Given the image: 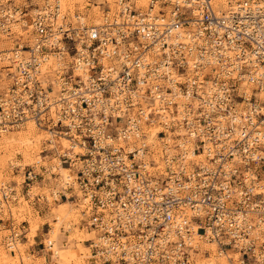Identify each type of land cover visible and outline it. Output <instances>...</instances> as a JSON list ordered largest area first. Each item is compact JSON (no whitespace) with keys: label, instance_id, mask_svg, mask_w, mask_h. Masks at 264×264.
Listing matches in <instances>:
<instances>
[{"label":"built area","instance_id":"2783aa9c","mask_svg":"<svg viewBox=\"0 0 264 264\" xmlns=\"http://www.w3.org/2000/svg\"><path fill=\"white\" fill-rule=\"evenodd\" d=\"M148 1L155 13L119 0L115 15L91 28L78 16L68 21L57 1L43 0L29 13L8 6L26 17L33 41L0 52L8 81L0 131L30 120L53 138L66 137L71 151L81 149L72 156L54 149L71 180L51 196L65 199L66 191L86 201L81 213L95 233L89 247L97 259L188 264L193 224L202 239L237 251V264H264V193L257 191L264 100H246L237 89L255 67L261 75L248 83L264 92V0H238L226 16L215 14L214 0ZM0 14L3 34L10 13ZM48 56L63 60L54 80L39 72ZM155 125L162 140L183 131L191 155L201 152L206 163L176 145L163 154L161 172L154 169L144 132ZM10 192L1 191L4 203ZM18 237L11 232L9 240Z\"/></svg>","mask_w":264,"mask_h":264},{"label":"rangeland","instance_id":"374dc122","mask_svg":"<svg viewBox=\"0 0 264 264\" xmlns=\"http://www.w3.org/2000/svg\"><path fill=\"white\" fill-rule=\"evenodd\" d=\"M42 1L43 0H0V9L3 8V6H10L17 8L18 11L24 10L26 13H29V11L33 8L40 5ZM58 1L65 5L63 6L65 7L63 8V11L67 16L68 21H71L72 23L74 22V16L81 15L84 17V21L88 25L92 26L94 25V22L92 18H90V14L93 10L96 11V17L100 21L102 16L107 14L109 11V8L105 5H100L98 6L99 8H94L96 6L95 0ZM117 1L118 0H115V3ZM133 2L137 8L143 9L147 6L141 7L136 1ZM8 29L9 30L5 33H0V52L9 51L16 49L20 45L25 46L32 43V31L26 17H21L20 21L8 25ZM3 65L4 64L0 63V96L4 94L8 84L4 72H2L1 69ZM28 129L32 134V144L27 149L24 147L19 150L15 144L6 142V140L11 137L19 138L23 136ZM46 130L47 129L44 127L35 128L33 126H28V128L24 130H21L20 128H13L10 129V132L0 135V193L1 191H11L7 202L4 203L3 200L0 199V264H27L29 260L32 261L33 264H43L42 259L35 260L33 257L25 256L23 251L25 246L21 245L23 228H26V226L29 225V236L27 233L26 238L31 242V238L36 234L35 232L40 226L39 219L36 215V212H39L37 211L39 206L42 208L41 212L46 215V220L50 219L51 222L49 221V228L47 230L45 229L46 231L44 232H46V234L40 239L41 241L37 237V242H40L41 244L36 248L40 250L41 256L49 257V264H108L99 258H95L93 250L89 247L90 244L93 243V239H95V233L84 226L83 218L85 217L82 215V211L77 208L82 205V201L78 199V202H74L75 206L70 204L69 202L73 201L69 200H63L55 204L52 202L49 194L50 187H53V185L60 186L62 184V179L60 178L67 175L69 171L68 168L64 167V175L61 173L59 174L56 168V166H59V163L57 162V159H55L54 149L58 154L62 152L70 156H72L73 151L65 150L63 146L65 144H63V140H61L63 139L62 136H58L59 138H53L51 137L52 135H50V132ZM51 140L56 141L52 142ZM16 149L19 150L20 153H17ZM81 152L82 151H79L77 153ZM27 172H31V179H26ZM263 181L264 178L260 179L259 182ZM46 197L49 199L47 204L51 202V205H55L54 208H57L62 203L67 202L66 204L69 206V210L66 207V212L69 211V215L66 217H63V215L59 216L57 215V211L56 215L52 214L49 204L47 209L45 207L47 204H45L43 199ZM38 203L42 205H34ZM80 208L82 209V206ZM58 217L59 221H57ZM80 219H82V221L78 225ZM12 229L13 232L19 235L18 241H13L14 245L10 242L8 243L9 235ZM71 238L76 239V242L71 240L69 242V247H61L64 242L69 241ZM83 239H85V241L81 242L80 246H75L78 244L77 241L80 242ZM89 239L92 241H89ZM45 240L54 241L57 250H59V252L65 251L64 254L61 253L62 255L56 254V256H54L51 250L43 248ZM193 242H195V239H193ZM208 247L210 246H207L206 243L200 247V250H198V252L193 256L192 264H205L204 259L210 254V248ZM232 251L233 253H237L235 250ZM213 256L216 258V260H214L215 264L236 263V259H233L231 255V263H227L222 255L217 257V254L214 253ZM54 257H56L55 260Z\"/></svg>","mask_w":264,"mask_h":264},{"label":"bare ground","instance_id":"6f19581e","mask_svg":"<svg viewBox=\"0 0 264 264\" xmlns=\"http://www.w3.org/2000/svg\"><path fill=\"white\" fill-rule=\"evenodd\" d=\"M48 2H53V1H50V0H47ZM55 1H57L58 3H60V5L62 6V8H65V7H63V6H65L63 3H61L60 1H58V0H55ZM63 1V0H62ZM129 3H132V5H133V7H134V9L139 13V14H143V12H147V13H151V14H153V13H155V11H156V7H154L153 9L152 8H149V6H148V0H133V1H136L137 2V4L139 5V6H141V7H143V6H146V7H144L143 9H141V8H137L136 7V5H135V3L133 2V1H131V0H127ZM236 1H238V0H214L213 2H212V8L214 9V10H216L215 11V14L216 15H218V16H226L225 14H226V12L227 11H229L234 5H235V2ZM95 4H96V6L94 7V8H99L98 6H100V5H105V6H107L108 8H109V11L108 10H106V11H108V13L107 14H105V15H103V17L105 16V17H109L110 15H115V13L118 11V3H120L119 2V0L115 3V0H95ZM128 4V3H127ZM114 5V6H113ZM107 9V8H106ZM145 9V10H144ZM0 12L3 14L4 12H6L7 14H9V18L11 19H9L8 20V23L5 25V28L6 27H8V25H10L11 23H15V22H18V21H20V19L17 17V14H15V15H11V10L10 9H8L7 7L4 9H0ZM224 13V14H223ZM1 15V14H0ZM92 15V16H91ZM102 17V18H103ZM90 18H92V20H93V22H94V25H92V26H90V25H88L85 21H84V17H82L81 15H78V18H77V20H79V22L81 23V24H83L84 22V24L88 27V28H91V27H99L100 25H102V22H103V20H102V18H101V21L96 17V11L95 10H93V12H91V14H90ZM74 20V19H73ZM31 29V28H30ZM9 29L7 28V31H8ZM32 36H33V34H32ZM29 43V42H28ZM29 44H31V43H29ZM12 50H14V49H12ZM60 59V57L59 56H57L56 57V60H54L51 56H48V57H44L43 58V62H41L40 60V62L38 63V67H39V72H41L42 74H46V76L47 77H49L51 80H54L55 79V77H57V73L59 72V70H61L62 69V64H63V60H65L64 62L65 63H71V61H72V58L70 57V56H68V55H65V59H63L62 61H58ZM61 60V59H60ZM102 64H104V65H106V62H102ZM236 67H237V65H236ZM251 67V66H250ZM252 68V69H251ZM251 68H249V70H248V73H246V74H244L243 75V78H242V80H241V82L240 83H238V92H241L242 94H243V97H244V99H246V100H248L249 98H251V97H254L255 99H256V101L258 100V101H263L264 100V92L263 91H258V90H254V87L255 86H253V84L251 83H248V80L250 79V77L251 76H255V77H257V76H259V75H261V70L259 69V68H253V67H251ZM86 74H87V71H86V69H85V71H84ZM73 76H75L76 74H79L78 73V70L76 71V69H75V71L73 72ZM259 74V75H258ZM175 78V76L173 75V80H176V79H174ZM158 84L159 85H161V84H163V82L162 81H160V82H158ZM160 91V94H162V96L164 97V92L162 91V90H159ZM154 96H156V94H153ZM158 97V96H157ZM158 99V98H157ZM181 103L180 102H178V108H179V112L181 113V105H180ZM154 105H155V103H154ZM194 105V104H193ZM53 113V111L51 112V114ZM148 120L149 121H151V118L149 117L148 118ZM28 126H33V127H35V128H38V127H36V125L32 122V121H30V120H27L26 122H24L23 123V125H21V126H19V127H17V128H20L21 130H24V129H27L28 128ZM146 129V131L144 132V141L146 142V144L148 145V148H149V153H150V159H152V161L154 162V164L156 165V167L154 168V169H156L157 171H159V172H161V169H162V160H161V158L163 157V154H166V152H170V153H174L175 152V149H174V146H179L181 149H183V148H188L189 149V151H188V155H187V157H189V158H191L196 164H205L206 163V160H205V158H203V154L200 152H198V153H194L193 155H191V142L189 141V140H186V138H184L182 135H183V131H177V136L179 137L177 140H174V139H171L169 136L168 137H165V140H162L161 138H158V137H156V134L160 131V127H157L156 125L155 126H153V127H148L147 126V128H145ZM46 131H48V132H50L49 130H46ZM7 132H10V130L9 129H7V130H2V131H0V135H3V134H6ZM32 132H33V130H32ZM23 135V134H22ZM50 135H52L51 137H53V133L52 132H50ZM20 136V135H19ZM31 136H32V134H31V131L28 129V130H26V132L24 133V135L23 136H21V137H19V138H14V137H11L10 139H8V140H6V142L7 143H13V144H15L18 148H19V150L20 149H23L24 147H26V149L29 147V146H31V144H32V139H31ZM59 136H62V135H59ZM59 138V137H58ZM62 138L63 139H61V140H63V144H65V145H63L64 146V148H65V150H70V146H72V144H70V142L69 141H67V138L66 137H63L62 136ZM65 138V139H64ZM57 140V139H56ZM55 140V141H56ZM60 140V139H59ZM52 142H55V141H53V140H51ZM167 142V145L166 144H164V142ZM51 142V143H52ZM59 143V142H58ZM60 144V143H59ZM69 144V145H68ZM207 144H208V142H207ZM209 145V144H208ZM11 146H14V145H11ZM60 147V146H59ZM1 148V147H0ZM205 148V147H204ZM17 150V149H16ZM19 150H17V153L19 152L20 153V151ZM72 151H73V154H77V152H79V151H81L80 150V148L78 147V146H75V147H73L72 148ZM169 153V154H170ZM259 156V155H258ZM26 157V156H25ZM56 168H57V171L59 172V174L61 173V174H63L64 175V166L63 165H59V166H56ZM65 168H67V167H65ZM147 169H148V171H150V167H147ZM151 171H152V169H151ZM52 172V171H51ZM246 176V178H247V176H249L248 174H246L245 175ZM60 179H62V184H61V186H62V188H64V184L66 185V184H69V182H70V176H69V174H67V175H65V176H62ZM260 181V180H259ZM263 184H264V181L263 182H258V184H257V186H258V189H257V191H260V192H263L264 193V186H263ZM254 185H256V184H254ZM55 187H58L57 185H53V187L51 188V190H50V197H51V199H52V202L53 203H58V202H61V201H63V200H61V201H59L58 200V198L57 197H54V195L53 196H51V193H54L55 191H56V189H55ZM9 191V190H8ZM7 191V192H8ZM64 197H65V200H69V197H68V193H66V191H64ZM78 199H80L79 197H78ZM76 197H74L73 198V200H78ZM81 200V199H80ZM39 201H40V199H39ZM43 201L45 202V203H47L48 201H49V199L46 197V198H44L43 199ZM85 203H86V201L84 200H82V209L80 208L81 206H79L78 208H80V210L82 211V212H84L85 211V209L84 208H86V206H85ZM66 207L68 208L69 206L66 204V203H62L60 206H58V208H57V215H63V217H66L67 215H69L68 213H69V211L68 212H66L67 210H66ZM71 209V208H70ZM68 210H69V208H68ZM72 210V209H71ZM73 211V210H72ZM56 219V218H55ZM57 221H59V217L57 218ZM190 228H191V230H190V234L187 236V238H186V243H188L189 245H191L192 246V250H189V257H188V264H192L193 263V256L198 252V250H200V247H202L203 246V244H205L206 243V245L207 246H210V247H208V248H210V254L207 256V257H205V259H204V263L205 264H215L214 263V260H216V258H214V253H216L217 254V257L219 256H224V258H225V261L228 263H231L230 262V257L232 256L233 257V259H236L237 260V258L239 257V255H238V253H233V249L232 248H229V249H226V248H220L218 245H216L213 241H208V240H206L205 238H203L202 239V237L198 234V232H197V229L198 228H196L195 227V225H193V224H191L190 225ZM11 232H13V229H12V231ZM193 239H195V242H193ZM94 240V239H93ZM15 241V240H14ZM92 241V240H91ZM11 243L12 245H14V243L13 242H11L9 239H8V243ZM197 245H199V246H197ZM15 247V246H14ZM43 248H47L48 250H51L52 251V254L54 255V256H56V254L57 255H62L61 253H63L64 254V252L65 251H63V252H59V250H57V248L55 247V244H54V241L52 242V240L50 241V240H45V243L43 244ZM199 248V249H198ZM217 249H218V251H217ZM237 252V251H236ZM231 255V256H230ZM63 257V256H62ZM56 258V257H55ZM61 258V257H60ZM96 258V257H95ZM199 258V257H198ZM62 260V259H61ZM63 260H65V259H63ZM236 262V261H235ZM235 264H237V263H235Z\"/></svg>","mask_w":264,"mask_h":264},{"label":"crops","instance_id":"0c3cea01","mask_svg":"<svg viewBox=\"0 0 264 264\" xmlns=\"http://www.w3.org/2000/svg\"><path fill=\"white\" fill-rule=\"evenodd\" d=\"M63 166L64 167H67L66 165H63ZM51 188L52 187H50L49 190H51ZM28 190H27V192H28ZM61 200H65V199L63 197H61V199L59 201H61ZM69 201H73V202H69V203L72 204V205H74V206H75L74 202H78V200H73L72 197L71 198L69 197ZM65 203H67V202H65ZM39 204L40 203L34 204V205L39 206ZM45 204H47V203H45ZM48 204H49V208H50L51 213L54 214V215H56V211H57V208L58 207L57 208H54V206H55L54 204L55 203L51 205V202H49ZM48 204H47V206H45L46 209L48 208ZM40 205H42V204H40ZM78 209H80V208H78ZM37 211H39L38 213L36 212V215H37V218L39 219L40 226L38 227L37 231L35 232L36 234L31 238V242H30L29 239L26 238L27 233H28V236H29V225L27 223L28 226H26V228H23V231H22L23 237H22V240H21V245L25 246V248L23 250L25 256H27V257L28 256L29 257H33L35 260H41L42 259V261H43L42 263L43 264H49L50 263L49 257L48 256H41L40 255V250L38 248H36V247L41 244L40 242H37L38 241L37 240V237L40 240L41 238H43L45 236L46 232H44V231H46L49 228L48 225H49L50 219L49 220H46V215H44L43 212H41L42 211V208H40V206L38 207V210ZM81 221H82V219L79 220L78 225L80 224ZM71 240H74L76 242V239L71 238V239H69V241L64 242L63 245H61V247L62 246H63V248L69 247L70 246V243L69 242ZM83 241H85V239H83L80 242L77 241L78 244H76L75 246H80V243L83 242ZM89 241H91V239H89ZM56 245H57V239H56ZM47 254H48V252H47ZM55 259L56 258L54 257V260ZM27 264H33V262L29 260V262H27Z\"/></svg>","mask_w":264,"mask_h":264}]
</instances>
